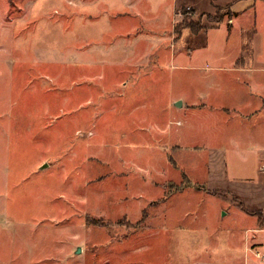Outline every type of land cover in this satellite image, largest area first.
Listing matches in <instances>:
<instances>
[{
  "label": "rangeland",
  "instance_id": "374dc122",
  "mask_svg": "<svg viewBox=\"0 0 264 264\" xmlns=\"http://www.w3.org/2000/svg\"><path fill=\"white\" fill-rule=\"evenodd\" d=\"M263 98L264 0H0V264H264Z\"/></svg>",
  "mask_w": 264,
  "mask_h": 264
},
{
  "label": "crops",
  "instance_id": "0c3cea01",
  "mask_svg": "<svg viewBox=\"0 0 264 264\" xmlns=\"http://www.w3.org/2000/svg\"><path fill=\"white\" fill-rule=\"evenodd\" d=\"M239 15H241V14L237 10V12L233 15V19L234 20L230 19V21L228 23V28L229 29H232L237 24V20L236 19L238 18ZM131 33H133L132 37L139 38V37L142 36V34L139 31H137V29H134ZM127 34H129V33L127 32ZM128 40H129V42H123L122 41L124 46H125V47H123V49L124 48H125V50L127 48L128 49L129 48L132 49L131 51H128L129 55H128V58H126V60H125L126 61L125 63H127V65H125L124 68H122V79H127V80L132 79V80L139 81V79L147 78L149 76V74H154L155 73L154 71H155L156 67H157V69L160 68V66L158 67L155 64L156 60L158 58L155 59L154 61H153V58H152V55L154 54L153 52H155V49L151 52L152 48L154 47L152 45H154V44L147 42L146 45H145V48L140 49L139 52H138L139 42H135L137 39H132L131 41H130V39H128ZM154 48H156V46ZM245 61H246L245 58L240 55L239 57H237V59L234 58L233 66H235L236 69H238V67H244ZM131 67L136 69V71H130V70L128 71V69H130ZM162 68H160V69H162ZM127 80H124V81H127ZM234 81H235V78H234ZM243 83H244V86L247 88V94L251 95V96H254L255 93H254L253 89L251 88V84H250L251 83V79L249 81H244ZM128 84H129V82H123L122 86H124V85L128 86ZM187 99L188 98L180 97V95L179 96H175V97L173 96L172 102L169 104V106L171 104L172 105L175 104L176 101H178V100H181L182 102L184 101V104H185V101H188ZM190 101L193 104H197L198 103L199 104L198 107H200V108L201 107L204 108V105L205 106L208 105L205 102H193L192 100H190ZM262 101H263V104L259 103L255 107H252V108L251 107H245L244 105H241V106H244V107H241L240 105H237V104H231V105H227V106H219L218 109L216 108L215 118L219 117V115H217V114L221 113L222 116H223V119H224L223 121H227L228 123H234V121L232 120L231 116L228 113L229 112L237 113L240 110L241 111L245 110L246 115H245L244 119L240 120L238 122H247L248 124L250 123L254 127H257L258 121L260 122V121H262L264 119V114H263V117H262V113H264V98H263ZM121 111H122L121 112L122 114L123 113L125 114L124 115L125 117L128 116V117H131V119H133V120L135 119L134 121L132 120V123L136 122V120L137 121H142L139 118L138 115L134 114L135 110L131 106H125V107H123V109ZM136 118H138V119H136ZM164 123H166V122H164ZM131 124L130 125L128 124V125L131 127L132 126ZM252 125H250L248 128H252L253 127ZM159 126H161V124ZM133 127H137V126L135 125ZM257 128H253L249 133H247V137H249V135H250V137L252 138L253 141L261 142L262 141L261 139H264V136H262L261 130H259V132H255L257 130ZM257 134H258V136H257ZM180 136H181V131H180Z\"/></svg>",
  "mask_w": 264,
  "mask_h": 264
},
{
  "label": "trees",
  "instance_id": "16d2710c",
  "mask_svg": "<svg viewBox=\"0 0 264 264\" xmlns=\"http://www.w3.org/2000/svg\"><path fill=\"white\" fill-rule=\"evenodd\" d=\"M190 28L191 31L194 33H199L200 31L204 30V27L200 26L199 23L194 24L192 21L187 24V28Z\"/></svg>",
  "mask_w": 264,
  "mask_h": 264
},
{
  "label": "water",
  "instance_id": "95a60500",
  "mask_svg": "<svg viewBox=\"0 0 264 264\" xmlns=\"http://www.w3.org/2000/svg\"><path fill=\"white\" fill-rule=\"evenodd\" d=\"M175 105H177V106H181V105H182V101H181V100L176 101ZM80 250H81V248L78 247L77 253H79Z\"/></svg>",
  "mask_w": 264,
  "mask_h": 264
}]
</instances>
